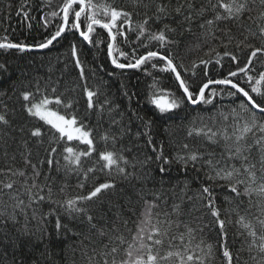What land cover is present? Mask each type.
Here are the masks:
<instances>
[{
    "label": "trees",
    "instance_id": "obj_1",
    "mask_svg": "<svg viewBox=\"0 0 264 264\" xmlns=\"http://www.w3.org/2000/svg\"><path fill=\"white\" fill-rule=\"evenodd\" d=\"M92 2L131 12V26L123 17L118 20L112 32L116 37L113 41L106 29L94 25L89 43L79 29L71 26L74 14L70 11L69 23L61 36L48 47L40 48L41 43L64 26L61 9L65 0H0V43L29 46L25 50L0 49V65L4 66L0 69V115L8 120L7 124L0 122V170H3L0 173V264H102V253L113 246L119 248L115 254L119 264L126 259L125 249L129 244L139 247V241H134L133 237L137 236L138 225L144 219L149 202L158 205L152 210L153 224L165 219L173 222L170 226L159 225L162 235L156 238L162 239L163 244L154 246V253L163 256L168 251L179 250L185 254L187 246V254L205 257V264H226L222 254L223 233L205 206L206 199L202 198V187L209 185L216 206L221 210L220 218L225 221L223 231L227 233L226 243L233 254L232 264H264V252L255 246L250 248L253 238L248 234L249 229L238 222L243 216L245 222L251 223L257 233L256 245H259L258 237L264 234V225L259 222L264 220V198L255 194L251 201L247 196L236 197L227 181H208L206 174L210 169L204 163L212 159L214 163L219 161L217 166L222 168L232 165L241 168L242 163H252L256 165L257 178L253 187L264 183V168L260 164L264 153L257 147H252L250 153L245 152L249 155L247 162L229 160L226 151V146L235 147L237 129L243 125L242 120L237 124L238 117L232 115V110L246 119L247 114L239 108L246 98L239 94L229 96V92H235L230 85L211 83L205 95L212 103L192 105L183 98L175 74L161 71L166 61L159 56L139 68L120 69L109 55L110 44L112 58L124 64L135 63L136 58L155 51L173 60L181 78L194 93L210 80L228 78L249 91L258 103H264V97L251 92L245 73L238 71L246 66L253 50L245 45L264 47V37L259 32L264 20L258 19L264 6L259 0H248L251 11L240 19L220 20L209 26L207 20L214 19L216 12L223 13L220 8L212 10L217 0ZM161 4L166 7L164 13L157 11ZM181 5L177 13L175 9ZM74 8L79 10L78 5ZM201 8L206 11L202 13ZM53 12L58 15L53 16ZM97 12L98 19L108 22L109 17L104 16L102 10L97 9ZM149 17L141 36L139 25ZM86 25L85 14H82L81 31H87ZM161 31L165 32L166 42L150 38ZM121 52L125 55H120ZM225 52L231 55H224ZM232 55L237 60L234 61ZM201 60L208 63L202 64ZM153 64L156 67H152ZM247 67V74L254 78L252 84H255L264 73V56L258 54ZM230 72H238V75L230 77ZM89 90L96 93L92 108L88 107ZM261 90L264 91V84ZM161 91L180 98L181 106L170 112H160L151 99L154 93L159 95ZM213 91L217 93L214 98ZM24 92L32 94L30 101L23 100ZM45 97L53 102L49 106L66 116L75 115L77 124L89 130L93 140L91 147L78 139L69 141L51 125L28 114L27 107ZM57 98L61 100L59 105L55 104ZM37 128L42 133L40 137L31 134ZM201 129L209 135L215 133L213 140L216 142L203 133L197 134ZM225 134L232 139L225 140ZM105 135L107 140L102 138ZM258 135L250 133L240 144L251 145ZM66 147L91 154L81 156L80 164L76 165L65 159L70 155L64 151ZM161 149L170 164H165L163 158H156ZM106 151L127 160V164L123 160L120 162L125 173H120L115 166L112 169L104 167L100 153ZM190 152L200 153L203 159L195 168L189 164L185 170L176 158ZM161 166L167 171L160 172ZM19 172L24 175L20 176ZM240 178L247 181V174ZM9 182L13 183V188H4ZM102 183L114 187L103 190L91 200L78 199L88 196ZM243 187L240 186L241 191ZM40 196L45 199L39 200ZM69 200L76 201L71 208L67 205ZM174 205H180L179 213L173 211ZM163 213L170 215L165 217ZM57 223L60 228L56 227ZM186 226L196 230L190 245ZM180 234H185L183 244L178 238ZM117 237L125 243L121 244ZM145 243L151 242L145 238ZM207 245L212 246L210 253ZM108 259L111 262L112 257ZM161 264H179V260L174 256Z\"/></svg>",
    "mask_w": 264,
    "mask_h": 264
},
{
    "label": "snow or ice",
    "instance_id": "obj_2",
    "mask_svg": "<svg viewBox=\"0 0 264 264\" xmlns=\"http://www.w3.org/2000/svg\"><path fill=\"white\" fill-rule=\"evenodd\" d=\"M259 4L261 6H264V0H259ZM74 5L79 6V10H76L74 8ZM147 7V5H145ZM177 7L175 11L177 13H180L181 8ZM189 8L192 7L191 4L188 5ZM217 8L223 9V13L216 12V15L214 19L207 20L206 24L211 26L216 21L220 20H237L240 19L246 12L251 11L248 7V0H217L216 4H212V10L215 11ZM97 9H100L103 11L104 16L109 17L108 22H103L101 19H98V12ZM63 12V21L64 26L60 27L59 30L45 43H41L39 45L40 48H46L50 44H52L53 40H55L57 37L61 35V33L64 31V28L69 23V14L70 11L74 14V23H72V27L79 29L80 28V18L82 14H85V19L87 20V31H81L80 35L84 38V40L88 41L89 43L92 42L91 39V33L94 31V25H99L100 27L106 29L109 34L111 35L112 40L114 41L116 39L115 35H112L113 29L117 26V21L120 20L122 17L125 18V22L129 24V27L131 26V12L124 11L122 9H116L111 7L110 5L100 4L97 5L92 2V0H65V3L61 9ZM157 11L160 13L166 12V7L164 5H158ZM202 13L206 11V9L201 8L200 10ZM53 16L58 15V13L53 12ZM148 19L146 18L143 22V24L139 25V28L141 29L139 35H143L145 28L144 26L148 23ZM185 19H190V17H185ZM249 19H252L251 16H249ZM258 19L264 20V11H261L259 14ZM201 27H204V25H201ZM165 28H168L167 25H165ZM169 31H174V29H168ZM190 31V29H189ZM260 35L264 37V26L259 28ZM121 35L123 33H120ZM153 40H158L160 42H166L167 37L165 35L164 31H161L157 34H153L150 37ZM247 39V38H245ZM231 42V39L229 40ZM243 44V41L241 42ZM240 47V44L237 45ZM246 47L253 48V50L250 53L249 59L247 60V64L245 67H241L238 69L239 72L245 73L247 76V82L251 86V92L255 93L257 96L264 97V91L261 90V85L264 84V73H261L259 78L255 80V84H252L253 77L248 75V65L252 64V61L254 58H256L259 55L264 56V47H254L251 44L245 45ZM29 46L23 45V44H15V43H0V49H11V48H17L20 50H25ZM226 47V45H225ZM214 51V50H210ZM75 47H73V54L75 55ZM112 54V45H109V55ZM120 55H125L124 53H120ZM224 55H231L229 52H225ZM166 61L165 67L161 69V71H171L175 74V77L179 83V87L182 89L183 92V98L186 99L191 104H199L201 102L205 104H211L212 99L206 97L205 90L209 87V84L216 83L221 85H230L232 89H235V92H229V96H235V95H242L244 98H246V102H241L239 104V108L242 110V112L247 114V118L239 117V114L236 112L235 109L232 110V115L235 117H238L237 124L240 123V121H243L242 127H239L237 129L238 135H235V147L226 146V151L228 152V159H240L242 161H249V155H246L245 152L250 153L252 147H257L259 151L264 153V103H258L252 95H250L249 91H247L245 88L241 87L239 83L234 82L232 79H222V80H216V81H209L208 83L203 84L202 87L199 88L198 92L194 93L190 90V85L181 78L180 72L177 70V66L174 64L173 60L168 56H160L158 52L155 51H149L147 55L140 56L139 58L135 59V63H118L116 58L113 57L112 63L120 69L124 68H139L142 64H144L146 61L151 60L153 58L158 57ZM234 61L237 60V57L232 55L231 57ZM77 65L80 64L79 59L76 61ZM200 63L207 64L208 61L201 60ZM217 63H219V60H217ZM3 65H0V69H3ZM152 67H156L155 64L152 65ZM195 67V65H194ZM81 75H83V68L81 67ZM238 75V72H230V77H236ZM155 87V85H154ZM54 91V90H53ZM23 100L24 101H30L31 93L24 92L23 94ZM96 95V93L92 91H87V97H88V107L92 108L93 105V97ZM217 95L215 91L211 93V96L214 98ZM151 102L156 106L157 109H159L160 112H170L175 109H178L181 106L182 100L180 98H177L172 93H165L161 91L159 95H156L155 93L152 96ZM53 102L49 100L48 98H44L39 103H31V106L27 107V112L31 116L38 117L40 120L44 121L46 124L51 125L52 128L56 129L62 137H67L69 141L73 139L81 140L82 142L88 144L90 147L93 145V140L90 138L91 133L89 131L84 130V125L81 124L77 126V119L75 115H72L71 118H66L64 115L59 114L57 111H53L48 106L52 104ZM61 103V100L57 98L55 100V104L59 105ZM70 106V105H68ZM257 111L259 112V117L257 116ZM225 119H227V116H225ZM0 122L7 124L8 120L5 118L4 115H0ZM203 133V130H198L197 134ZM253 134L256 136L258 133L259 135L254 140L253 144L251 145H241L240 142L245 140L248 134ZM32 136L34 137H40L42 135L39 128H37L35 131H33ZM192 133L190 132L189 135ZM208 136L209 140H213V136H215V133H212L211 135L207 133H203ZM103 139L107 140L108 137L105 135L102 137ZM225 140H231L232 137L225 134L224 136ZM215 143L216 141L213 140ZM149 143H151V138H149ZM184 148H188V145H184ZM92 150H95L92 148ZM53 152H55V149H52ZM67 153H69V156H66L65 159L70 161L71 163H74L76 165L80 164V157L90 155L91 152H76L72 147H66L64 149ZM153 151H156V148H153ZM211 155V154H210ZM100 158L105 162L104 167L108 169H112L114 166L117 168V170L120 173H125V169L120 167V162L123 160L125 164H127V160H124V158L117 153L106 151L100 153ZM157 159H162L165 164H170L171 161L167 158L163 157V151L160 150V155L156 157ZM150 159V158H149ZM177 161L182 165V167L187 170L189 164L193 168L196 167V164L203 159L202 155L198 152H190L187 156H177ZM30 163V161H29ZM49 164L52 163L51 160L48 161ZM209 166V173L206 174V179L208 181H215L216 179L224 180L228 182V187L230 188V191L235 194L236 197L241 196H247L249 197V200L251 201V197L253 194L264 198V183H260L257 187H253V185L256 184V173L254 169L256 168L255 164L252 163H242L241 168H237L235 165H232L231 168H222L218 167L219 161L216 163L213 162L212 159H208L204 161ZM260 164L262 168H264V155H262ZM35 168V166H33ZM243 169V172L241 171ZM3 170H0V173H2ZM9 172H11V169H8ZM89 171H93V169H89ZM160 172H166L167 169L163 166L159 169ZM17 173H13V175H16ZM20 176H23V172L18 173ZM244 174H247V181L245 179H241L240 177ZM36 175H39L37 172ZM243 185V191L240 190V186ZM4 188L12 189L13 183H5L3 185ZM32 187H36V185H33ZM83 187V185H81ZM114 185L110 183H102L99 184L90 192L88 196L79 197L78 199H84V200H91L98 196L99 193H101L103 190H107L110 188H113ZM30 191V189H29ZM202 198L206 199V207L210 210L211 215L216 219L217 224L219 225V228L221 229L223 233V240H222V248H223V256L226 258V264H232L233 262V254L229 250L226 240H227V233L224 232L225 228V221L221 219V210L216 206L215 203V196L213 193V190L211 186H203L202 187ZM45 197L40 196L39 200L43 201ZM76 201L69 200L67 201V205L69 208H71ZM18 204H23V201H18ZM158 207V205L155 202H149V206L146 209V212L144 214V219L141 221V224L138 225V231L137 236L133 237L134 241H139V247L137 248L135 243L129 244L128 248L125 249V255L126 259H122L119 261V264H161L162 261H167L172 257H177L179 260V264H205V257L203 256H196L195 254H187L188 253V247H185V254H182L181 251H168L165 255L160 256L159 253L153 252V247L162 245L163 240L156 238L162 235L161 227L159 226L161 223L171 225V221L168 219H165L163 222L157 220L156 224H153V212L152 210L154 208ZM77 211H80V209H76ZM173 211L176 213H179L180 211V205H174ZM159 215V214H157ZM165 217H168L169 213H163ZM89 221L92 220V217H88ZM239 223L243 225V227L249 229V236L253 238L252 246L258 247L261 252H264V234L260 235L258 238L260 240V244L256 245V239H257V233L255 229L252 227L251 223L245 222V218L241 216L239 218ZM261 225H264V220L259 221ZM150 226V227H148ZM57 228H60L61 225L59 223L56 224ZM187 227V226H186ZM195 229L191 227H187V233L188 236V244L190 245L192 243V240L195 239ZM202 231V229H201ZM163 234H167L164 232ZM145 238L147 241H150L151 243H145ZM181 241V244L184 243L185 240V234H180L178 237ZM175 239V237L173 238ZM117 240L120 241L121 244L125 243V241L121 237H117ZM203 241H201V244ZM107 247V246H106ZM197 248H200V244L196 245ZM211 245H207V248L209 250V253L211 252ZM201 252H203V248H200ZM119 251V248L117 246L111 247L109 251H106L102 253L104 259L102 261V264H117V260L115 258V254ZM111 256V262H109L108 257ZM236 259L239 260V255L236 256ZM99 264V262H98Z\"/></svg>",
    "mask_w": 264,
    "mask_h": 264
},
{
    "label": "bare ground",
    "instance_id": "obj_3",
    "mask_svg": "<svg viewBox=\"0 0 264 264\" xmlns=\"http://www.w3.org/2000/svg\"><path fill=\"white\" fill-rule=\"evenodd\" d=\"M66 27H67V26H66ZM65 29H66V28H65ZM64 31H65V30H64ZM64 31H63V32H64ZM79 31L81 32V27L79 28ZM63 32H62V33H63ZM111 45H112V44H111ZM144 55H147V53L144 54ZM110 57H111V60H112V59H113V58H112V54L110 55ZM192 105H196V104H192ZM50 107H51V106H50ZM51 108H53V107H51ZM53 109L56 110V111L59 112V113L61 112V111H59V110H57V109H55V108H53ZM61 114H62V112H61ZM63 115H64V114H63ZM65 116H66V115H65ZM67 116H70V115H67Z\"/></svg>",
    "mask_w": 264,
    "mask_h": 264
},
{
    "label": "rangeland",
    "instance_id": "obj_4",
    "mask_svg": "<svg viewBox=\"0 0 264 264\" xmlns=\"http://www.w3.org/2000/svg\"><path fill=\"white\" fill-rule=\"evenodd\" d=\"M40 102V101H39ZM39 102H32V103H39ZM31 106V105H30ZM49 108H51L50 106H48ZM53 111H56V110H54L53 108H51ZM59 113V112H58ZM59 114H61V113H59ZM61 115H63V114H61ZM65 116V115H64ZM66 118H71V116H65ZM77 126H79L78 124H77ZM84 130H86V131H89V130H87V129H85L84 128ZM90 138H91V136H90Z\"/></svg>",
    "mask_w": 264,
    "mask_h": 264
},
{
    "label": "water",
    "instance_id": "obj_5",
    "mask_svg": "<svg viewBox=\"0 0 264 264\" xmlns=\"http://www.w3.org/2000/svg\"><path fill=\"white\" fill-rule=\"evenodd\" d=\"M65 28H66V27H65ZM65 28H64V30H65ZM61 34H62V33H61ZM60 36H61V35H60ZM60 36H59V37H60ZM59 37H57V38H59ZM57 38H56V39H57ZM53 41H54V40H53Z\"/></svg>",
    "mask_w": 264,
    "mask_h": 264
}]
</instances>
